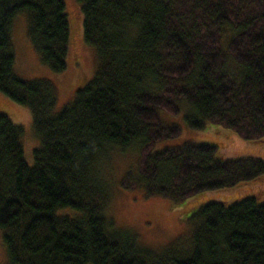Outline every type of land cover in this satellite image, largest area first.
I'll return each mask as SVG.
<instances>
[{"label":"trees","instance_id":"trees-1","mask_svg":"<svg viewBox=\"0 0 264 264\" xmlns=\"http://www.w3.org/2000/svg\"><path fill=\"white\" fill-rule=\"evenodd\" d=\"M23 18L55 74L77 33L96 52L94 75L60 110L56 78L15 74L13 25ZM0 94V231L11 264H264V189L199 207L188 232L155 251L111 216L108 175L112 158L136 152L139 168L122 185L147 198L181 203L264 184L263 159H223L211 142L156 149L180 135L170 114L197 132L220 126L207 139L264 144V0H0ZM9 102L31 112L32 164Z\"/></svg>","mask_w":264,"mask_h":264},{"label":"rangeland","instance_id":"rangeland-1","mask_svg":"<svg viewBox=\"0 0 264 264\" xmlns=\"http://www.w3.org/2000/svg\"><path fill=\"white\" fill-rule=\"evenodd\" d=\"M25 24V26H24ZM12 40L15 49V74L24 80L57 79L59 100L56 109L60 110L73 97L74 91L80 81L90 79L97 69V55L94 49L85 43L81 33H77L73 40L71 54L68 56L67 70L55 74L49 69L34 50L26 35L25 19L15 20ZM2 99V94H0ZM4 98V97H3ZM13 109H8L14 123L21 125L25 130L23 144L28 163H33V151L39 145L32 124V115L25 106L9 102ZM180 125L181 132L176 138L168 139L158 144L156 149L178 147L188 141L205 143L211 142L217 147L218 156L223 159H236L241 157H255L264 160V144H254L242 140L238 135L231 138L221 137L218 141L203 137L206 129L213 130L220 126H207L204 130L191 129L179 114H170ZM210 127V128H209ZM225 133L231 132L225 127ZM198 136H197V135ZM198 139V140H197ZM215 143H218L216 145ZM222 144V145H221ZM129 158H112L108 168L109 182L111 184L112 198L109 212L122 228H129L140 238L147 247L160 251L176 241L189 230L188 218L199 207L216 201H232L242 196L251 195L264 189V184L243 185L228 191H205L189 197L181 203H174L165 198H147L141 190H127L122 182L129 171L139 168V154H127ZM0 264H11L0 231Z\"/></svg>","mask_w":264,"mask_h":264}]
</instances>
